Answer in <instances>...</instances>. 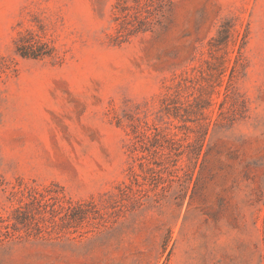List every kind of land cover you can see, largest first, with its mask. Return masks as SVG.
<instances>
[{
  "label": "rangeland",
  "instance_id": "rangeland-1",
  "mask_svg": "<svg viewBox=\"0 0 264 264\" xmlns=\"http://www.w3.org/2000/svg\"><path fill=\"white\" fill-rule=\"evenodd\" d=\"M123 1L0 0V264H264V0Z\"/></svg>",
  "mask_w": 264,
  "mask_h": 264
},
{
  "label": "trees",
  "instance_id": "trees-1",
  "mask_svg": "<svg viewBox=\"0 0 264 264\" xmlns=\"http://www.w3.org/2000/svg\"><path fill=\"white\" fill-rule=\"evenodd\" d=\"M125 1H123V5L122 0H118V6L120 7V11L124 12L127 9V5H124ZM172 4L171 0H162V3L159 5V9L158 11H162L163 12V8L165 6H170ZM146 12H149L148 9H146ZM141 14V13H140ZM139 25L135 26L136 30H142L145 31L146 30V25H150L153 23V20H149L147 19V17L143 18V19H138ZM16 51L17 53L22 56V57H32V58H36L39 57L45 53H42L39 49H34V45L31 44V42L29 40H20L19 43L16 46Z\"/></svg>",
  "mask_w": 264,
  "mask_h": 264
}]
</instances>
